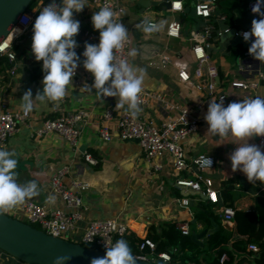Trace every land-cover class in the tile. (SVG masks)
<instances>
[{
	"label": "crops",
	"instance_id": "0c3cea01",
	"mask_svg": "<svg viewBox=\"0 0 264 264\" xmlns=\"http://www.w3.org/2000/svg\"><path fill=\"white\" fill-rule=\"evenodd\" d=\"M124 8L122 20L128 29L132 43L130 50L136 49V57L129 56V64L145 70L142 88L160 93L166 100L180 103L192 109L198 117V128L189 134L183 142L187 167L175 170L172 158L168 153L148 160L144 157L140 143L135 139L119 138L115 130L116 116L124 108L116 109L118 98L96 96V90L88 91L92 82L70 86L66 97L55 104L51 101L41 102L35 99L43 90L42 61H36L31 51L33 26L40 11L43 9L35 0L31 5L34 12L31 24L24 30L16 29L12 39V49L16 54V70L9 73L5 63L0 64V109L17 110L22 108L21 99L28 90L32 91L33 107L30 111L29 124L21 123L18 129L7 139L4 150L15 152L18 166L17 182L25 184L35 180L39 195L32 197L36 203L53 208L69 210L62 198L56 193L50 195L51 176L64 165L69 171L62 180L71 186L72 180L80 183L79 192L84 208V219L68 232L67 238H77L90 219L115 217L124 222L129 233L140 239H150V234L157 233L166 222H185L191 231H200L211 227L212 223L233 231V220H224L221 216L224 201L221 196L222 187L230 184L233 206L238 209L250 210L255 207V196L264 194V183H250L242 171L232 170L230 156L238 147L229 141L231 137L220 138L208 133L209 125L205 120L209 103L215 100L210 97L201 107L206 94L195 87L196 78L183 81L178 76L181 69L193 72L196 65L190 48L189 34L191 30H201L204 19L195 15L192 10L193 0H182L183 10L173 11L160 4V0H117ZM250 0H217L212 9L210 20L216 30L207 49L210 60L217 66L216 81L218 90L226 92V106L232 102H240L244 97L264 98V62L244 53L245 46L232 44L233 36L226 37V28H236L241 34L244 30L251 31L252 21L260 19L248 9ZM60 3V0H57ZM85 8L80 13H74V19L80 24L92 23V16L97 12L96 6L85 0ZM185 7L188 10L185 11ZM264 11V9H261ZM35 17V19H34ZM179 19L181 23L178 37L167 36L164 29L146 34L137 29L136 25L147 19ZM221 32L220 34L218 32ZM97 33V32H95ZM88 39L90 44H98L100 34ZM80 56L78 71H82L83 60ZM231 80L254 82L250 88L240 89L230 85ZM84 89L82 92L81 89ZM216 101V100H215ZM138 114L148 116L156 122H161L168 114L160 101L151 99L146 105L139 104ZM84 109L89 112L86 121L82 123L81 134L76 148L70 146L56 132L50 131L41 136H34L33 131L41 125L44 118L61 113ZM111 109L113 117L107 122L112 133L110 140H104L98 134V128L103 122V112ZM249 144L258 146L262 153L264 147L259 145L256 137L249 139ZM88 151L96 158V163H90L83 158L82 152ZM199 152L211 154L215 158L214 166L206 171H200L192 164V158ZM152 162H158L161 167L155 169ZM196 173H202L212 178L213 187L218 191L219 200L213 203L201 193L178 185L179 178H195ZM187 196L188 204H181V198ZM211 211L210 224H201L196 219L198 210ZM16 218L23 219L24 212L18 206L5 212ZM217 219H216V218ZM216 230V231H217ZM153 241V239H150ZM207 237L202 238L198 257L210 259L212 252L205 250ZM154 242V241H153ZM231 247V240L227 243ZM178 252V249H175ZM253 252V251H252ZM152 254V253H151ZM251 254L235 251L228 264L250 262ZM0 264H26L0 249ZM190 264H205L192 263ZM178 264V263H177Z\"/></svg>",
	"mask_w": 264,
	"mask_h": 264
},
{
	"label": "built area",
	"instance_id": "2783aa9c",
	"mask_svg": "<svg viewBox=\"0 0 264 264\" xmlns=\"http://www.w3.org/2000/svg\"><path fill=\"white\" fill-rule=\"evenodd\" d=\"M39 6L43 8L52 3V0H37ZM92 2L97 11L100 10L106 3L118 13V22L123 23L122 16L124 8L117 0H87ZM217 0H193L192 10L195 15L204 19V24L201 30H191L189 34L190 48L193 53L196 65L192 73H189L185 69L178 71V76L181 80L186 81L193 75L196 78L195 87L198 90L205 92L206 97L204 100L197 104V107H201L210 97H214L217 103H220V99L223 98L224 106L226 107V92L218 90V83L216 77L218 75L217 66L210 60L208 48L211 46V39L216 33L214 26L210 20L212 9L215 6ZM257 3V0H250L248 2V9L252 12L253 6ZM170 9L173 11H182V0H171ZM264 9V7H262ZM34 12L31 8H26L18 17L16 24L10 30V32L4 36L0 42V54L6 57L7 66L10 74H13L16 70V54L12 49V39L16 29L24 30L32 22ZM152 23H160L164 21V32L167 36L178 37L180 35L181 23L179 19H150ZM124 24V23H123ZM125 26V25H124ZM226 28L223 32H226ZM244 32H250L244 30L241 32L243 36ZM221 33L220 31L218 32ZM9 34H11L10 37ZM80 38L77 40L78 47L75 51L82 49L80 56L83 57L85 50L84 45L88 43V39L97 37V33L88 29L80 27L78 33ZM248 41L245 46L244 53L249 54V48L254 41ZM132 38L129 33L128 43L121 53L118 54L119 59L129 60L127 53L130 51ZM264 76V74H262ZM94 83V77L85 68L82 71L76 70L73 77V84L81 85L85 83ZM230 85L240 89H246L253 87L254 82H246L244 80H231ZM140 94V103L146 105L151 99L160 101L168 111L167 116L161 121L156 122L148 116L137 115L135 119L132 118L130 113L123 109L116 116L115 130L119 138L122 139H137L140 143L143 155L148 160L161 156L163 153H168L172 158V163L175 170H181L187 167L186 154L184 150L183 142L186 137L195 132L198 128V117L193 114L192 109L184 106L180 103H175L166 100L160 93L151 92L142 88ZM256 97H244V99H250ZM89 116V112L84 109H78L76 111L61 113L59 115L46 117L42 120L41 125L34 131V136H41L47 132L53 131L60 135L70 146L76 148L81 130L82 123H84ZM113 117L111 109H106L103 112V122L98 128V134L104 140H110L112 133L109 130V120ZM30 112L25 114L23 107L17 110H11L8 108L0 109V149L4 150V146L8 137L15 132L21 123L29 124ZM259 145L264 147V137H256ZM83 158L90 163H96V158L88 151L82 152ZM210 157L213 161L211 167H201L196 161L201 157ZM192 164L200 171H206L211 169L215 164V158L211 154L205 152H199L192 158ZM152 166L155 169L161 167L158 162H152ZM69 171V166H62L56 174L51 176L50 179V195L47 196L49 200L52 194H58L69 210L62 208H53L47 205H41L36 203L33 199H26L19 207L23 210L25 222L43 230L44 232L53 236H59L67 238L68 232L78 225V222L84 219V208L82 198L75 188L80 187V183L76 180H72L71 186L63 182V176ZM178 185L188 187L190 190L201 193L209 201L216 203L219 200L218 191L213 187L212 178L206 174L196 173L195 178H179L176 180ZM189 198L187 196L181 198V204H188ZM233 208L228 205H223L221 216L224 220L232 221ZM36 224V225H35ZM176 228L183 234L189 233L188 225L185 222L176 223ZM129 233L127 225L115 217H108L102 219H90L87 221L82 233L72 241L79 242L84 245L93 246L102 250L107 249V245H113L119 237H122ZM69 239V238H68ZM71 240V239H70ZM145 244L150 247L152 251L155 247V243L150 239H143L139 248L142 249ZM248 248L256 252L259 247L255 242H250ZM138 258L147 260L160 259L163 262L170 260V254L168 251H160L155 255L151 253H139L134 255ZM229 260L227 252H222L219 256V262L223 264ZM239 264H249L247 261H242Z\"/></svg>",
	"mask_w": 264,
	"mask_h": 264
},
{
	"label": "clouds",
	"instance_id": "9594fccd",
	"mask_svg": "<svg viewBox=\"0 0 264 264\" xmlns=\"http://www.w3.org/2000/svg\"><path fill=\"white\" fill-rule=\"evenodd\" d=\"M85 0H52L44 7L35 20L31 51L36 61H42V71L45 73L42 92L35 96L41 102L51 101L59 104L69 93L73 77L79 66L80 56L75 49L79 46L76 37L80 31V22L74 19V13H80L85 8ZM264 0H257L252 12L259 14L260 19L252 21L250 32H244L245 41L252 40L249 54L264 62ZM118 13L108 3L99 11L94 12L92 24L100 33L98 44H85L83 52V67L92 74L94 83L88 91L96 90V96L118 98L116 109L124 108L135 119L140 111V94L145 79V70L130 65L126 59H119L129 40V31L123 23L117 20ZM164 21L152 23L145 19L136 25L137 29L146 34L162 30ZM136 57L138 51L132 49L127 53ZM83 92L84 89L82 88ZM22 107L25 114L33 107L32 91L24 93ZM205 120L209 125L208 133L220 138L231 137L229 141L238 145L231 154L233 172L242 171L250 183H264V153L248 141L254 137H264V98L244 99L232 102L226 107L223 98L220 103L211 101ZM15 152L0 149V214L22 204L26 199L39 195L35 180L25 184L17 182L18 173L15 169L18 160ZM201 167H211L210 157L201 156L197 161ZM51 199V197H50ZM69 255H59L53 264H67ZM128 242L117 240L108 246L106 255L102 258H92L91 264H136Z\"/></svg>",
	"mask_w": 264,
	"mask_h": 264
},
{
	"label": "trees",
	"instance_id": "16d2710c",
	"mask_svg": "<svg viewBox=\"0 0 264 264\" xmlns=\"http://www.w3.org/2000/svg\"><path fill=\"white\" fill-rule=\"evenodd\" d=\"M34 1L35 0H32L30 2L28 8L31 7ZM80 25L83 29L99 33L98 30L94 29L92 23ZM79 38L80 35L78 34L76 40ZM81 51L82 49L76 51L79 56ZM1 63L7 64V61L6 57L0 54V64ZM229 188L230 184L222 187L221 196L224 205L233 208V231H229L225 227L220 226L217 231L207 238L205 250L213 253L210 259L198 257V253L202 247L200 248L199 244L194 243L190 239V233H181L180 230L176 228L175 222L171 221L164 223L157 233L150 234L149 238L153 239L155 243V247L152 251L147 244L140 249L139 244L143 239H140L132 233L119 237L117 240H126L133 255L139 253H152L156 256L160 251H168L171 257L169 261L163 262L160 259L153 260L164 264H190L189 261L192 263H203V261H206L205 264H221L219 262V256L222 252H227L231 260L233 252L235 253V251L251 254V259H248L250 260L249 264H264V194L255 196V207L253 209H238L233 206L232 194ZM205 202H207V204L204 203L205 209L198 210L195 215L198 222L208 225L211 222L213 214L211 211L207 210L206 205H208V201ZM229 240H231V247L227 246ZM250 242H255L258 245V251L252 252L248 248ZM175 249H178V252H175ZM230 260H227L223 264H228Z\"/></svg>",
	"mask_w": 264,
	"mask_h": 264
},
{
	"label": "water",
	"instance_id": "95a60500",
	"mask_svg": "<svg viewBox=\"0 0 264 264\" xmlns=\"http://www.w3.org/2000/svg\"><path fill=\"white\" fill-rule=\"evenodd\" d=\"M31 1L0 0V42ZM156 4L170 8L171 0H160ZM187 10L188 7H185V11ZM224 35L233 36L232 44L240 43L243 46L248 44V41L236 32V28L228 29ZM217 227L218 225L213 222L211 227L200 231L193 230L190 232V239L202 245V238L210 237ZM0 249L26 264H53L54 258L59 255L71 256L67 264H91L92 258H102L106 255V250L53 236L7 213L0 214ZM136 259V264H164L138 257Z\"/></svg>",
	"mask_w": 264,
	"mask_h": 264
},
{
	"label": "rangeland",
	"instance_id": "374dc122",
	"mask_svg": "<svg viewBox=\"0 0 264 264\" xmlns=\"http://www.w3.org/2000/svg\"><path fill=\"white\" fill-rule=\"evenodd\" d=\"M57 3H58V2H57ZM22 220H25V218H23ZM35 225H36V224H35ZM69 239L73 240V239H76V238L73 237V236L71 235ZM156 260H157V259H156Z\"/></svg>",
	"mask_w": 264,
	"mask_h": 264
},
{
	"label": "bare ground",
	"instance_id": "6f19581e",
	"mask_svg": "<svg viewBox=\"0 0 264 264\" xmlns=\"http://www.w3.org/2000/svg\"><path fill=\"white\" fill-rule=\"evenodd\" d=\"M11 36V34H9V36L8 37H10Z\"/></svg>",
	"mask_w": 264,
	"mask_h": 264
}]
</instances>
